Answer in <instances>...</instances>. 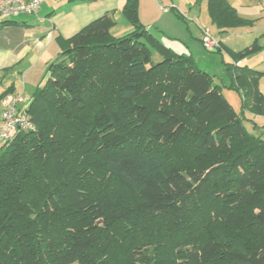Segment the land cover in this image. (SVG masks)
Segmentation results:
<instances>
[{
    "label": "trees",
    "instance_id": "1",
    "mask_svg": "<svg viewBox=\"0 0 264 264\" xmlns=\"http://www.w3.org/2000/svg\"><path fill=\"white\" fill-rule=\"evenodd\" d=\"M122 11L127 34L104 14L64 41L20 108L32 127L0 145V264H264V139L244 124L264 117L261 74L225 64L236 112L137 0ZM207 11L244 24L226 0Z\"/></svg>",
    "mask_w": 264,
    "mask_h": 264
},
{
    "label": "crops",
    "instance_id": "2",
    "mask_svg": "<svg viewBox=\"0 0 264 264\" xmlns=\"http://www.w3.org/2000/svg\"><path fill=\"white\" fill-rule=\"evenodd\" d=\"M125 1L40 0L35 14L0 17V97L5 92L18 94L26 101L18 105L25 106L36 88L46 80L48 65L60 59L64 41L96 18L104 14L111 16L114 24L110 33L114 37L130 32L133 27L122 11ZM207 1L137 0L138 18L173 51L190 54L196 65L221 86L228 102L225 90L231 94L232 89L228 87L227 63L245 65L259 72L258 89L264 94V10L259 0H226L244 21L243 25L228 28H218L211 21ZM201 29L208 30L219 41L220 50H204ZM253 43L261 49L235 62L233 54ZM213 67L219 70L218 73H210ZM1 112L0 103V125ZM257 116L260 115L244 112L245 122H251Z\"/></svg>",
    "mask_w": 264,
    "mask_h": 264
},
{
    "label": "built area",
    "instance_id": "3",
    "mask_svg": "<svg viewBox=\"0 0 264 264\" xmlns=\"http://www.w3.org/2000/svg\"><path fill=\"white\" fill-rule=\"evenodd\" d=\"M40 0H0V17L11 18L18 14H35L39 7ZM261 8L264 10V0H259ZM201 43L206 50H220L219 41L214 38L208 30L201 29ZM25 102L18 94L6 92L1 98L2 105L1 125H0V145L8 140L20 128L28 130L32 124L28 115L21 111L18 105Z\"/></svg>",
    "mask_w": 264,
    "mask_h": 264
},
{
    "label": "rangeland",
    "instance_id": "4",
    "mask_svg": "<svg viewBox=\"0 0 264 264\" xmlns=\"http://www.w3.org/2000/svg\"><path fill=\"white\" fill-rule=\"evenodd\" d=\"M202 47H203V45H202ZM204 48V47H203ZM204 50L205 51H207L205 48H204ZM208 52V51H207ZM211 55H215V54H212V53H210ZM220 66V65H219ZM221 69V68H220ZM211 72V74L212 73H218V71L219 70H216V68H212V70H210ZM219 75V74H218ZM231 92V94H227L228 93V91L227 90H225V94L227 95V97H228V99H229V102H231L232 103V105H233V108L236 110V111H238L239 110V101L238 100H236L238 97V95H237V92L236 91H234V90H232V91H230ZM244 124L247 126V128L250 130V131H252V132H255V133H257L258 135H260L261 136V138L262 139H264V118L263 117H260V116H257L256 118H253V120L251 121V122H244ZM253 124H255L256 126H258L259 128H256V131H253ZM187 160H189V155H186V156H184ZM84 220H86V217H85V219ZM68 225H71V223H69V224H67L66 225V227L68 226ZM147 249H146V251H145V255L146 254H148L149 252H150V248H151V246H148V247H146ZM121 253V252H120ZM122 254V253H121ZM121 257H122V255H120L119 253H118V256H117V260L118 261H120L121 260ZM146 257H147V255H146ZM142 259H144V258H142ZM142 259H140V261L139 262H136L135 264H144L143 262H142Z\"/></svg>",
    "mask_w": 264,
    "mask_h": 264
}]
</instances>
